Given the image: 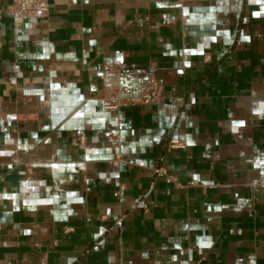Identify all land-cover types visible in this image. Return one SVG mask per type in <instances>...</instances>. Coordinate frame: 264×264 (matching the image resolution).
<instances>
[{
	"label": "crops",
	"instance_id": "1",
	"mask_svg": "<svg viewBox=\"0 0 264 264\" xmlns=\"http://www.w3.org/2000/svg\"><path fill=\"white\" fill-rule=\"evenodd\" d=\"M48 1L0 0V264H264V0Z\"/></svg>",
	"mask_w": 264,
	"mask_h": 264
},
{
	"label": "built area",
	"instance_id": "2",
	"mask_svg": "<svg viewBox=\"0 0 264 264\" xmlns=\"http://www.w3.org/2000/svg\"><path fill=\"white\" fill-rule=\"evenodd\" d=\"M50 10V4L48 0H12V3L9 8V12L16 16H45L48 14ZM2 11L0 10V23L2 21ZM167 23H170L168 21ZM115 66L121 68L125 67L120 61H117ZM106 71H109L110 68H106ZM158 96V80L152 74L147 79L145 84V90L137 95L128 97L130 102L136 104L147 105L156 101ZM85 141V136H81V143ZM171 148H184L185 145L181 143L179 140L174 139L169 143ZM125 162L124 158L121 155H117L114 160H112L111 164L114 166L119 165L120 163ZM157 174L162 176H167L170 180L171 176L168 175L167 171L164 168H160L157 170ZM72 228H66V232H70Z\"/></svg>",
	"mask_w": 264,
	"mask_h": 264
}]
</instances>
